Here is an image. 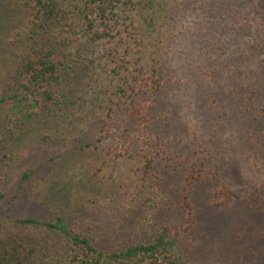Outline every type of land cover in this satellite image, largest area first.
Returning <instances> with one entry per match:
<instances>
[{
	"label": "trees",
	"instance_id": "1",
	"mask_svg": "<svg viewBox=\"0 0 264 264\" xmlns=\"http://www.w3.org/2000/svg\"><path fill=\"white\" fill-rule=\"evenodd\" d=\"M207 2L192 1L198 11ZM8 4H13L12 8L17 4L29 13L24 25L9 31L5 45L16 58L12 91L23 92L36 103L38 109L30 114L37 118L30 116V120L38 123L39 131L52 123L56 128L62 122H79L87 89L107 80L114 85L107 119L118 131L106 154L122 156L134 147L143 166L130 197L123 205L117 203V211L111 214L114 217L107 216V220L137 216L141 221L137 232L147 237L125 247L101 248L96 233L73 231L51 216L41 220L0 218V264H185L181 238L187 228L180 229L182 225L168 213L179 203L180 209L185 205L189 211L186 220H192L194 206L187 195L184 205L175 201L157 164L160 156L165 157L169 147L180 141L177 137H182L171 134V126L163 120L164 114L174 113L164 107V102L174 100L182 105L210 101L219 110L233 107L241 111L261 103L264 117V30L251 41L246 57L234 61L217 57L214 45L203 49L199 58V42L194 40L199 24L194 19L188 22L181 0H0V30L5 28L3 9ZM227 4L223 7L226 13L235 2ZM186 7L191 8L190 2ZM211 8L218 12L216 5ZM124 27L131 33L118 45ZM112 40L114 54L119 57L116 60L100 49ZM97 91L92 105L99 108L105 93ZM9 99L13 98L2 95L0 106ZM17 128L16 122L0 123L4 137L0 136V141L14 140ZM41 136L43 142L49 137ZM190 179L196 182L200 178ZM220 192L226 195L222 207L229 206L234 197L238 206L257 205L264 214V185L243 198L224 189ZM15 198L16 194L6 201L5 212ZM4 199L0 191V203ZM102 227L105 224L101 223Z\"/></svg>",
	"mask_w": 264,
	"mask_h": 264
},
{
	"label": "rangeland",
	"instance_id": "2",
	"mask_svg": "<svg viewBox=\"0 0 264 264\" xmlns=\"http://www.w3.org/2000/svg\"><path fill=\"white\" fill-rule=\"evenodd\" d=\"M181 1L189 16L188 22L191 24L194 19L199 24L194 37L199 42V58L203 49L207 51L208 46L214 45L217 57L233 61L240 56L246 57L251 41L264 30V0H233L235 5L227 13L223 7H227L230 0H205L208 4L199 11L195 10L193 0ZM187 2L191 7L188 10ZM14 5V8L13 4L4 7L6 24L0 30V97L13 98L0 106V123L5 126L10 121L18 125L14 140L0 141V191L5 195L0 203V218L41 220L51 216L61 219L73 231L96 233L101 248L125 247L146 239L147 234L142 237V233L137 232L136 225L141 222L137 216L128 220H107V216L114 217L111 214L117 211L116 204L123 205L130 197L143 166L134 147L122 156L106 154L118 131L107 119V107L115 94L114 85L107 80L87 89L79 122H62L56 128L52 123L51 127H40L39 131L38 123L30 120V116L36 117L30 114L38 109L36 103L23 92H13L11 88L16 58L9 54L10 47L5 45V39L9 38V31L24 25L29 16L27 11ZM212 5H216L218 12L211 8ZM121 29L118 45L131 33L128 27ZM114 46L112 40L100 49L110 54L108 58L116 60L119 57L114 54ZM99 89L105 94L98 108L92 101ZM198 102L182 105L174 100L164 102V107L174 113L164 114L163 120L171 126V134L180 133L182 137H177L180 141L169 147L166 156H160L157 163L175 201L184 205V195H187L194 206L192 220H186L189 211L185 205L180 209L179 203L168 213L179 226L182 225L180 229L187 228L181 238L185 264H252L253 261L264 264V214L260 206L242 208L233 197L229 206L222 207L226 195L220 194L224 189L243 198L255 190H262V104L254 103L250 109L241 111L233 107L219 110L210 101ZM161 123L164 121H157ZM39 132L49 136L45 142ZM24 175L30 176L23 179ZM190 176L200 179L191 182ZM14 194L16 198L5 212L6 201ZM101 223L105 227L100 228Z\"/></svg>",
	"mask_w": 264,
	"mask_h": 264
}]
</instances>
